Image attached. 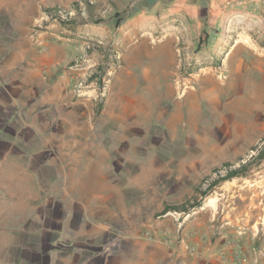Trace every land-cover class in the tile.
<instances>
[{
    "label": "rangeland",
    "instance_id": "rangeland-1",
    "mask_svg": "<svg viewBox=\"0 0 264 264\" xmlns=\"http://www.w3.org/2000/svg\"><path fill=\"white\" fill-rule=\"evenodd\" d=\"M212 2L0 0V264H264L259 34Z\"/></svg>",
    "mask_w": 264,
    "mask_h": 264
},
{
    "label": "crops",
    "instance_id": "crops-1",
    "mask_svg": "<svg viewBox=\"0 0 264 264\" xmlns=\"http://www.w3.org/2000/svg\"><path fill=\"white\" fill-rule=\"evenodd\" d=\"M212 4L214 6V10L217 13H225V17L230 18L228 19L231 23H238L241 22L242 25H245L247 28L256 29L254 30L260 38L264 39V0H212ZM240 14V15H239ZM224 15V14H223ZM227 20V21H228ZM228 24V22H225ZM221 22L219 19H216L214 22V27L218 28L220 26ZM252 38L250 34L247 35L248 42L251 44V47H246V50L244 49V52L242 55H247L248 57L255 58L257 63L252 67L251 72L255 74L253 77L254 81L256 79L257 84H260V78L264 79V46L261 45L258 38ZM238 41H234L231 45L233 47L234 45H237L236 43ZM248 43V44H249ZM231 52V51H230ZM229 54V51H228ZM238 68V65H237ZM239 68L241 66L239 65ZM246 89L248 88V85ZM243 90V88H242ZM136 100V98H135ZM162 112V110H160ZM88 121L86 122L91 123V118L88 116ZM97 120H100V122H105V117L103 115H100V117L97 118ZM115 120V118H113ZM108 123H111L112 121H107ZM164 257V256H163ZM162 257V258H163ZM161 257L150 259L145 261L146 264H161ZM210 262V261H209ZM164 264V263H162ZM171 264V263H170ZM179 264H211L201 262V263H194L192 261H181Z\"/></svg>",
    "mask_w": 264,
    "mask_h": 264
},
{
    "label": "built area",
    "instance_id": "built-area-1",
    "mask_svg": "<svg viewBox=\"0 0 264 264\" xmlns=\"http://www.w3.org/2000/svg\"><path fill=\"white\" fill-rule=\"evenodd\" d=\"M248 256L243 251H234L230 258L222 255L221 261L216 264H247Z\"/></svg>",
    "mask_w": 264,
    "mask_h": 264
},
{
    "label": "trees",
    "instance_id": "trees-1",
    "mask_svg": "<svg viewBox=\"0 0 264 264\" xmlns=\"http://www.w3.org/2000/svg\"><path fill=\"white\" fill-rule=\"evenodd\" d=\"M262 155H263V154H262ZM262 155H260V157H259L260 159L263 158ZM238 175H240L239 169L232 170V171L228 172L227 175H226L225 177H223V178H221V179H217V180H215L214 183H213V186L217 185V184H218L219 182H221V181H225V180H227V179H229V178H234V177H236V176H238ZM199 206H200L199 203H196L195 205H193V207H199ZM169 211H175V212H186V210L183 209V207H166V208L164 209V214H165L166 212H169Z\"/></svg>",
    "mask_w": 264,
    "mask_h": 264
}]
</instances>
